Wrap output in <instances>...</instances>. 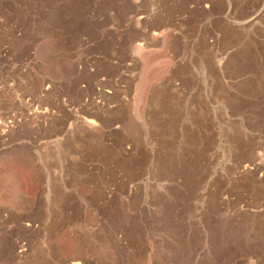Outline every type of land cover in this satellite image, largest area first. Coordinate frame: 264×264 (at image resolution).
Instances as JSON below:
<instances>
[{
	"label": "rangeland",
	"instance_id": "rangeland-1",
	"mask_svg": "<svg viewBox=\"0 0 264 264\" xmlns=\"http://www.w3.org/2000/svg\"><path fill=\"white\" fill-rule=\"evenodd\" d=\"M0 264H264V0H0Z\"/></svg>",
	"mask_w": 264,
	"mask_h": 264
},
{
	"label": "bare ground",
	"instance_id": "bare-ground-1",
	"mask_svg": "<svg viewBox=\"0 0 264 264\" xmlns=\"http://www.w3.org/2000/svg\"><path fill=\"white\" fill-rule=\"evenodd\" d=\"M24 248H20V253L25 252Z\"/></svg>",
	"mask_w": 264,
	"mask_h": 264
}]
</instances>
